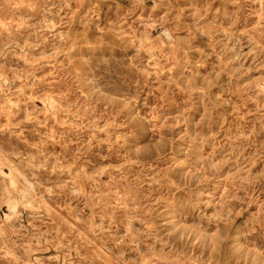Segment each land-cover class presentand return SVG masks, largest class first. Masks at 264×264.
Masks as SVG:
<instances>
[{"label": "rangeland", "instance_id": "374dc122", "mask_svg": "<svg viewBox=\"0 0 264 264\" xmlns=\"http://www.w3.org/2000/svg\"><path fill=\"white\" fill-rule=\"evenodd\" d=\"M0 264H264V0H0Z\"/></svg>", "mask_w": 264, "mask_h": 264}]
</instances>
